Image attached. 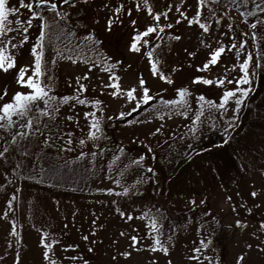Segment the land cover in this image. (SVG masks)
<instances>
[{
    "label": "snow or ice",
    "instance_id": "6c2138e0",
    "mask_svg": "<svg viewBox=\"0 0 264 264\" xmlns=\"http://www.w3.org/2000/svg\"><path fill=\"white\" fill-rule=\"evenodd\" d=\"M259 3L264 4V0H259ZM87 6L85 0H0V77L3 78L0 79V160L10 161L11 155L26 151L23 145L24 141L29 139L36 142L34 147L41 159L45 154L42 146L55 148L57 153H67L76 145L83 147L91 144L96 149L92 153L93 156L104 155L106 148L100 147L98 142L104 140L103 128L106 122L115 116L125 117L127 111H134L154 99L155 103L150 105L151 112L145 111L147 121L166 122L173 114L187 118L190 127L185 131L188 137L194 138L203 127L216 128L217 119H221L223 125L220 130L228 137L229 131L238 122L236 113L252 91L253 76L257 74L258 69L264 68V56L258 51L254 56L253 51L245 50L249 35L254 42V50L260 42H264V32L259 31V25L264 24V15L259 22L250 18L248 11L240 12L239 17L234 18L230 10L235 5L230 0H194V3H189L188 0H166L160 10H156L149 0H127V3L125 0H103L97 7L98 11L104 10L105 19L101 22L99 15L95 17V24L100 25L102 29V34H98L87 27H77L72 22V13ZM250 7L252 11L257 10L255 0ZM21 10H24L23 18L19 15ZM206 10L209 13L207 16L204 15ZM173 11L174 15L170 19V13ZM218 12H223V16L218 15ZM141 13L145 17L143 21ZM13 14H16L14 18ZM225 18L228 21L226 24ZM80 19L89 23L85 17ZM239 19L245 21L249 31L236 28ZM181 24L189 28L196 27L198 33V46L192 51L185 49L189 58L187 67L194 69L187 73L188 83H183L186 67L183 63L173 64L170 73L162 71L163 62L169 54L163 50L162 39L168 38L169 46L180 41L183 36L179 30ZM33 28L36 29L35 32L32 31ZM80 32L83 34L77 35ZM101 35L103 40L114 41L126 52L135 53L145 59L151 76L158 82H166L173 89V95L168 98L161 95L160 93H165L167 89L157 83L158 93L154 98L151 94L152 86L146 82L142 73H139L130 85H124L118 69H127L130 65H122L120 59H114L104 51ZM53 44L57 51L50 54L46 46ZM116 53L123 55L119 52V47ZM201 53V60L194 63V58ZM226 57L229 59H225ZM57 60H68L72 64L80 61L88 69L82 74H77L75 79L69 77L67 84L75 86L62 95L55 91L58 85L54 79L53 66ZM97 66H100L101 78L97 83H90L93 78L92 71H95ZM173 73L182 77L179 86L175 83ZM201 86H208L211 91L206 92ZM89 87L98 90L95 97L88 94ZM105 93L111 98L122 99L124 105L131 106L127 111H115L109 116L105 112L104 101L99 98L100 94ZM78 106L87 107V110L82 111L83 127L80 123L81 115L77 114L81 111ZM64 109H67V114L61 119ZM205 112L208 113L207 116ZM124 123L131 121L125 119ZM68 124L74 127L69 128ZM76 129L80 130L79 136L73 135ZM162 131L163 123L159 126L154 123L144 135L153 137ZM167 135L169 134L165 133V136ZM133 139L147 143L143 136H134ZM218 143H226V140L221 139ZM147 152L155 155L150 143ZM78 154L85 157L88 153L80 150ZM119 156V152L111 156L110 167ZM18 166L19 164L14 165ZM130 166H139L151 172L156 170L155 166L145 162V153L137 154L116 173V179L111 181L113 186H105L97 191L118 193L130 198H135L136 193L143 192V175L136 179L130 176L125 179V170ZM0 174L8 175L6 171ZM259 174L264 176V168L260 169ZM102 175L107 177V173ZM257 195L258 192L253 187L250 196L255 198ZM187 199L195 207V197L189 196ZM226 199L230 200L231 197ZM7 203L11 204L12 201ZM199 203L203 204L204 200ZM111 204L115 206L119 217L129 221L131 229L129 232H125L123 228L119 231L120 237H127L128 249L118 255L129 257L132 249H143L153 253L152 264H158L155 253L159 251L167 255V241L172 239L171 236L164 237L162 242L159 213L155 209L141 210L138 204L135 205V211L128 210L127 200L124 201V208L119 206L117 200H112ZM235 208L236 205L233 204L232 209ZM246 210L249 213L253 211L247 207ZM134 215L142 221L141 226L131 224ZM234 223L237 226L248 224L242 219H235ZM92 224L95 225L90 229L93 234L104 227L96 221H92ZM259 227L262 229L261 236H264V219L260 220ZM48 236L47 230L42 229L39 242L43 246V260L47 264H62V261L52 254V245L58 241L52 239L49 242ZM81 240L89 241L88 253L94 251L92 245L95 241H90L87 232L83 233ZM199 245L191 249L189 261L205 259L201 249H207L208 243L203 236ZM60 247L67 251L79 249L80 245L74 242L61 243ZM256 247L264 248V244L258 243ZM243 256L241 252L237 257V264H243ZM18 260L19 256L16 257V261ZM63 260L68 264H92L84 255L69 254ZM167 264H172V260L169 259Z\"/></svg>",
    "mask_w": 264,
    "mask_h": 264
},
{
    "label": "rangeland",
    "instance_id": "374dc122",
    "mask_svg": "<svg viewBox=\"0 0 264 264\" xmlns=\"http://www.w3.org/2000/svg\"><path fill=\"white\" fill-rule=\"evenodd\" d=\"M236 1L238 5H235L230 10V14L234 18L239 17L240 12H242L237 7L241 5V2L244 5L247 2L250 9V5L253 2V0ZM102 2L103 0H85V4L88 6L77 9L72 13L73 24L81 28L87 27L90 31L102 34L100 25L95 24L96 15L100 16L101 22L105 19L104 10L98 11L97 7ZM125 2L127 3V0ZM149 2L153 4L156 10H160L166 0H149ZM188 2L194 3V0H188ZM255 2L257 4L256 12L259 15H263L264 4H260L259 0H255ZM14 15L16 14H13V18ZM19 15L23 18L24 10H21ZM135 15L134 11L133 16ZM140 15L143 21L145 18L144 14L141 13ZM172 15H174V11L170 13V19ZM204 15H209L207 10ZM218 15L223 16V12H218ZM81 17H85L89 23H85V19H80ZM77 21H79L78 24ZM227 22L225 18L224 23L226 24ZM35 30V28L32 29L33 32ZM179 30L183 34L182 39L173 42L171 46H169L168 38L162 39L163 50L169 53L163 62L162 71L170 73L173 64L183 63L186 66L183 83H188L187 73L194 71V69L187 67V59L189 58L186 56L185 49L192 51L198 46V33L196 27L189 28L184 24L180 25ZM82 34L80 32L77 35ZM101 38L103 40L102 35ZM103 43L104 51L108 55L113 56L114 59H120L122 65H130L127 69H118V74H121L124 85H130L138 74L142 73L146 77V82L152 86L151 94L154 98L158 93L157 83L167 89L165 93H160L161 95H165L166 98L173 95V89L166 82H158L156 78L151 76L145 59L135 53L126 52L123 47H120L114 41L103 40ZM117 47H119V52L123 53V55L116 53ZM46 48L50 54L57 51L55 44L46 46ZM202 55L203 53L195 57L193 62H199ZM25 59L27 58L25 57ZM225 59L229 58L226 57ZM221 67H223V64ZM85 70L88 69L80 61L72 64L68 60H57V63L53 66L54 79L58 85L55 89L57 94L62 95L69 92L75 85H68L67 79L69 77L75 79L77 74H82ZM233 75H236V73H233ZM173 76L176 85L179 86L182 82V77L175 73H173ZM92 77L90 83H97L101 78L100 66H97V69L92 71ZM0 79L3 78L0 77ZM201 87L206 92L211 91L208 86ZM87 92L95 97L98 90L89 87ZM99 98L104 101L105 112L109 116L115 111H127L128 107L131 106V104L124 105L122 99L117 100L109 97L107 93L100 94ZM152 104H148V107L145 106L142 109H135L136 111L129 118L115 116V120L111 119L106 122L103 128L104 140L98 142L100 147L106 148L104 155L93 156L92 153L96 149L91 144H86L83 147L76 145L71 152L67 153H57L55 148L42 146L45 151L43 158H47L48 160L50 158L52 161L59 163L60 166L65 167V172L72 180L71 184H74L77 188H81L84 192L76 194V196L65 197V199H61L59 195L53 196L46 202V205L54 211L52 215H55L54 207L56 206H53L51 201L61 205L59 206L61 214H57L56 210L55 221L52 225L49 227L44 226L41 229L34 224L30 225L27 222H21V239L23 241L17 244H15V235H13L8 223V218L5 217L4 221H1L5 198L0 197V264H14V262L15 264H47L43 260V246L39 242L42 229L47 230L49 233L47 238L49 242L52 239L58 241V243L52 245V254L57 260L62 261V264H68L63 258L69 254L84 255L85 258L91 260L92 264H152L151 257L153 253L143 249H132L129 257L118 255L128 249L127 237H120L118 233L122 228L125 232H129L131 229L129 221L124 220L116 214L115 206L111 204V201L117 200L119 206L124 208V201L127 200V209L135 211V205H140V209L143 210L151 199H155L163 202V205L168 206L170 203L175 210L183 207V210L186 212L192 206L187 199L189 196L195 197L197 201L195 206L200 207L197 213H184L176 221L177 224L165 220L159 213V223L163 233L162 242L164 237L171 236L172 239L167 241L169 247L167 255L159 251L155 253L158 257V264H167L169 259L172 260V264H237V257L241 252L244 254L243 264H264V248L256 247L258 243L264 244V236L260 234L262 229L259 227L260 220L264 219V176L259 174L260 169L264 168V159L260 157L261 154L250 149L244 152L236 150H232L233 153L221 152L218 154V159H208V156L198 154L197 158L195 157L191 161V169H185L186 172L184 170L180 174L182 182H185L187 178L193 180L194 190L191 192L184 190L181 193H178L175 187L167 190L164 183L154 178L159 171L156 165L159 160L163 159V163H166L165 160L171 163L177 162L176 158H170L169 156L172 154L178 156L180 149L184 152L193 146L216 138L222 132L220 128L223 125V121L217 119L216 128L210 126L203 127L198 135L190 138L185 131L190 127L187 118L178 117L173 114L166 122L158 120L154 122L147 121L145 119V111L151 112L150 105ZM68 107L70 108V105ZM78 108L81 111L77 114L81 115L80 123L81 127H83L84 118L82 117V111L87 110V107L78 106ZM130 112L132 111H127V114ZM66 114L67 109H64L61 112L60 118L63 119ZM207 115L208 113L205 112V116ZM125 118L131 121V123L125 124ZM154 123L156 126L163 123L164 131L153 137L145 136L144 134L154 126ZM68 127L73 128L74 126L68 124ZM165 133L169 135L165 136ZM73 135L79 136L80 130H74ZM134 136H143L147 143H140L138 140H134ZM32 141L31 151L33 150V153L39 157L40 155L34 147L36 142ZM149 143L155 153L154 156L147 152ZM80 150H85L88 154L85 157H80L78 154ZM115 152H119L120 156L117 158V161L112 162V166L110 167L109 161ZM140 153H145V162L155 166V172L139 166H130L125 170V179L128 176L136 179L138 176L143 175L145 177L143 193H136L135 198H130L120 196L118 193L89 192L103 189L105 186H113L111 181L116 179V173L121 171L122 166L127 164L129 159L134 158L135 155ZM234 156H236L237 162L234 161ZM185 157L184 159H186ZM240 165L244 167V173H239L238 177H233V173L230 171L235 172L236 167ZM102 173H107V177L103 176ZM203 177L207 181V188L200 184V180ZM3 181L4 179L0 175V184ZM253 187L258 192L255 198L250 196ZM151 192L154 194V197H150L149 193ZM140 193L143 196H141L142 194L139 195ZM227 197H231V199H226ZM45 198H47L46 195ZM200 200H204V203L200 204ZM233 204L236 205L235 210L232 209ZM245 205L247 208H252L253 211L249 213ZM152 214L155 215V213ZM235 219L246 220L248 224L246 226H237L234 223ZM92 221H96L104 225V227L93 234L90 231L91 227L95 226L92 224ZM131 224L139 227L142 225V221L134 215ZM85 232L88 233L90 241H95L92 245L94 251L91 253L87 252L89 241L81 240ZM216 232L225 236L224 238L227 237L226 242H218L215 238ZM253 233H256V235H253ZM201 236L208 243L207 249H201V252L205 255V259L189 261L188 256L192 254L191 249L200 246L199 240ZM141 239L143 240V237ZM114 241H118V243H114ZM73 242L80 245L79 249L65 251L60 247L61 243ZM10 243L14 244L16 248H12ZM17 256H19L18 261H16Z\"/></svg>",
    "mask_w": 264,
    "mask_h": 264
},
{
    "label": "trees",
    "instance_id": "16d2710c",
    "mask_svg": "<svg viewBox=\"0 0 264 264\" xmlns=\"http://www.w3.org/2000/svg\"><path fill=\"white\" fill-rule=\"evenodd\" d=\"M230 2L234 5H238L236 0H230ZM237 7L240 8L242 12L248 11L250 13V18H254L258 22L260 21L262 15H259L256 11H252V9L248 7L247 2H245V5L241 2V5ZM236 28L246 32L249 31L243 19L238 20ZM259 31L264 32V24L259 25ZM247 39L249 43L245 45V50L253 51L254 56L256 51L264 56V42H260L254 50V42L250 35ZM154 102L155 99L148 101L143 106H140L139 109L145 106L148 107V104ZM135 111L136 110L130 112L125 117H131ZM236 115L238 116V122L233 125V128L229 131L228 137H225L224 133L221 132L216 138L209 141L207 140L200 145L193 146L191 149L185 150L184 152L180 149V154L178 156L174 154L169 156L170 158H176L177 162L171 163L165 160L166 163H163V159L159 160L156 164L159 171L154 178L164 183L167 190L171 187H175L178 193L184 190L191 192L194 190L193 180L187 178L185 182H182L180 174L185 169H191V161H193L195 157L197 158L198 154L208 156V159H218V154L221 152L233 153L232 150L244 152L250 149L251 151L260 153V157L264 159V68L258 69L257 74L253 76L252 91H250L246 98V102L242 104L241 109ZM113 119L115 120L116 118ZM21 139L24 140L23 137ZM221 139H225L226 143H218ZM32 143L33 141L31 139L25 140L23 147L26 151L13 154L10 156V161L2 160L0 163V172L3 173L6 171L8 173L7 176L0 174L1 178L4 179L0 184L2 185V187H0V197L5 198L2 209L3 218L1 221H4L5 217L8 218V223L10 224L12 232L13 229L15 230V244L23 241L21 239V222H27L30 225L34 224L41 229L44 226L49 227L52 225L55 221L56 210L57 214H61V211H59V206L61 205L51 201L53 206H56L54 207L55 215H52V212H54L52 208L46 205V202L53 196L59 195L61 199H65V197L76 196V194L84 192L81 188H77L74 184H71L72 180L65 172V167L60 166L59 163L52 161L50 158L49 160L43 158L40 161V156L37 157L33 153V150L31 151ZM199 149H203V151ZM189 156H191L190 159ZM184 157L186 159H184ZM233 159L237 162L236 156H234ZM17 164H19V166L14 167V165ZM230 172L233 173V177H238L239 173H244V167L240 165L236 167L235 172ZM48 181L51 182L49 183ZM200 184L204 185L206 188L208 187L204 177L201 178ZM17 185H19L18 190ZM89 192L97 193L98 191L92 190ZM45 195L47 198H45ZM149 195L150 197H154L152 192L149 193ZM141 196H143V194ZM9 200L12 201L11 204L7 203ZM163 204L164 203L161 201L151 199L146 208L149 210L155 209L165 220L175 224H177L176 221H178L184 213H197L200 208L199 206H191L185 212L183 207H181L182 209L179 208L175 210L170 203L168 206ZM47 222H49V224L46 225ZM224 237L225 236L220 235L218 232L215 233V238L220 243L226 242L227 237ZM10 245L12 248H16L14 244L10 243Z\"/></svg>",
    "mask_w": 264,
    "mask_h": 264
}]
</instances>
